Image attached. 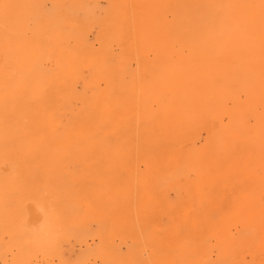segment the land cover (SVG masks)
I'll use <instances>...</instances> for the list:
<instances>
[{"label": "bare ground", "instance_id": "obj_1", "mask_svg": "<svg viewBox=\"0 0 264 264\" xmlns=\"http://www.w3.org/2000/svg\"><path fill=\"white\" fill-rule=\"evenodd\" d=\"M0 264H264V0H0Z\"/></svg>", "mask_w": 264, "mask_h": 264}]
</instances>
